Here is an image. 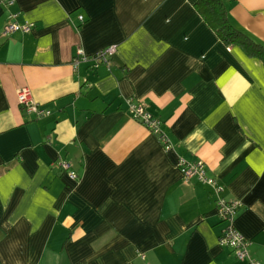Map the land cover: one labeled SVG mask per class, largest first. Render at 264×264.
Listing matches in <instances>:
<instances>
[{
  "label": "crops",
  "instance_id": "0c3cea01",
  "mask_svg": "<svg viewBox=\"0 0 264 264\" xmlns=\"http://www.w3.org/2000/svg\"><path fill=\"white\" fill-rule=\"evenodd\" d=\"M197 1L0 0V264H247L220 244V197L240 203L235 226L264 262V62ZM224 3L264 46V0ZM12 12L33 30L5 34ZM109 46V65L75 67L78 49ZM24 87L52 114L28 113ZM181 159L216 184L181 182Z\"/></svg>",
  "mask_w": 264,
  "mask_h": 264
},
{
  "label": "built area",
  "instance_id": "2783aa9c",
  "mask_svg": "<svg viewBox=\"0 0 264 264\" xmlns=\"http://www.w3.org/2000/svg\"><path fill=\"white\" fill-rule=\"evenodd\" d=\"M8 4H13L14 0H2ZM18 13L12 12L8 15L7 23L5 26V34H11L13 32L28 33L33 30L35 23L32 21L20 22L17 19ZM83 20V16H80ZM115 47L109 46L99 50L93 56H89L84 49H78L74 57L75 67L79 66L81 62L91 61L93 67H99L101 65H109L114 54ZM18 97L20 103L28 113H33L37 117L48 116L52 114L50 109L45 108L41 103L37 102L31 91L24 87L18 91ZM130 112L137 121L141 122L146 127L150 128L158 139H161L166 145L167 149L171 148V143L166 136L163 129V122L161 119L146 110L142 103L135 102L133 99H129ZM180 167V180L181 182H188L195 176H198L205 182L216 184L214 179L206 176L204 164L201 161H188L181 159L178 162ZM53 165L63 171H66L72 178H78L77 172L72 169L69 161L65 159H58L53 162ZM217 190L220 188L217 186ZM240 203L238 201H228L225 198L220 197L218 199V210L222 220L226 222V227L220 237V244L227 246L231 249L232 255L237 259L246 261L247 264H264V262L253 258L248 250L249 242L246 237L236 228L235 216L239 208Z\"/></svg>",
  "mask_w": 264,
  "mask_h": 264
},
{
  "label": "trees",
  "instance_id": "16d2710c",
  "mask_svg": "<svg viewBox=\"0 0 264 264\" xmlns=\"http://www.w3.org/2000/svg\"><path fill=\"white\" fill-rule=\"evenodd\" d=\"M196 9L226 44H241L250 55L260 57L264 62V46L232 25L224 0H198Z\"/></svg>",
  "mask_w": 264,
  "mask_h": 264
}]
</instances>
